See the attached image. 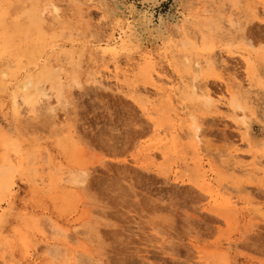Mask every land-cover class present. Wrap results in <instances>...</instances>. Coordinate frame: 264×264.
<instances>
[{
    "label": "rangeland",
    "instance_id": "rangeland-1",
    "mask_svg": "<svg viewBox=\"0 0 264 264\" xmlns=\"http://www.w3.org/2000/svg\"><path fill=\"white\" fill-rule=\"evenodd\" d=\"M104 1L0 0V68L10 66L0 79V167L15 168L0 207V264H66L46 253L55 244L67 264L79 253L93 264H264V0ZM45 7L29 26L28 13ZM121 28L132 43L103 54ZM186 58L206 68L199 83L219 108L183 97ZM44 64L55 75L20 94L17 83ZM233 96L243 97L247 128ZM76 170L81 185L69 181Z\"/></svg>",
    "mask_w": 264,
    "mask_h": 264
},
{
    "label": "bare ground",
    "instance_id": "bare-ground-1",
    "mask_svg": "<svg viewBox=\"0 0 264 264\" xmlns=\"http://www.w3.org/2000/svg\"><path fill=\"white\" fill-rule=\"evenodd\" d=\"M67 1V0H66ZM108 1V0H107ZM111 1V0H110ZM146 1H148V0H146ZM193 1H195V0H193ZM206 1V0H205ZM21 2V1H20ZM43 2V1H42ZM47 2V1H46ZM92 2V1H91ZM104 2H106V0L104 1ZM115 3V2H114ZM44 5H46V4H44ZM43 5V6H44ZM48 5L50 6L49 8H51V11L52 12H54L55 13V15H56V18L57 17H59L60 15H59V10H60V7L59 6H57L54 2H52V1H49L48 2ZM102 5V4H101ZM5 6V5H4ZM40 6V5H39ZM96 6V5H95ZM99 6V5H98ZM106 6V5H105ZM126 6V5H125ZM124 6V7H125ZM11 8V7H10ZM33 8H34V6H33ZM41 8V7H40ZM123 9V8H122ZM127 9V8H126ZM46 10V7L45 8H42V9H38V8H36V10H34V11H30V10H28V11H30L29 13H28V22H29V26H38L39 27V25H40V22L42 21V18H43V15H44V11ZM50 10V9H49ZM251 10V9H250ZM103 11V10H102ZM27 12V11H26ZM25 12V13H26ZM107 12V11H106ZM254 12V11H253ZM47 13V12H46ZM116 14V13H115ZM10 15V14H9ZM24 15V14H23ZM54 15V16H55ZM119 15V14H118ZM13 18H15V17H13ZM60 18V17H59ZM129 18V17H128ZM50 19H51V17H50ZM54 19V18H53ZM139 19V18H138ZM1 20H2V14H0V22H1ZM15 20H17V19H15ZM56 20V19H55ZM108 20V19H107ZM140 20V19H139ZM21 21V20H20ZM118 21V20H117ZM56 22V21H55ZM164 22V21H163ZM184 22V21H183ZM186 22V21H185ZM185 22H184V26H185ZM18 23V22H17ZM48 23V22H47ZM115 23V22H114ZM124 23V22H123ZM171 23V22H170ZM107 24V23H106ZM125 24V23H124ZM143 24V23H142ZM164 24V23H163ZM169 23L167 22V25H168ZM178 24V23H177ZM211 24V23H210ZM110 25V24H109ZM158 25V24H157ZM171 25V24H170ZM174 25V24H173ZM181 25V24H180ZM117 26V25H116ZM142 26V25H141ZM163 26V25H162ZM169 26V25H168ZM43 27V26H42ZM172 27V26H171ZM176 27V26H175ZM175 27H173V28H175ZM180 27V26H179ZM178 27V28H179ZM187 27V26H186ZM123 28V27H122ZM121 28V29H122ZM170 28V27H169ZM172 28V29H173ZM177 28V27H176ZM175 28V29H176ZM146 29V28H145ZM144 29V30H145ZM168 29V28H167ZM21 30V29H20ZM35 30V29H34ZM33 29H32V31H34ZM40 30V29H39ZM118 30V29H117ZM170 29H168V31H169ZM180 30V29H179ZM18 31V30H17ZM31 31V32H32ZM122 32V34L123 35H121V37H120V41L119 42H117V43H113V44H107V46L108 47H106V48H102V50H101V52L103 53V54H106V53H108V54H113V55H116L120 50H123V49H125V48H127V46L128 45H130L131 43H132V39L130 38V35L129 34H127V31L126 30H124V29H122L121 30ZM29 32V31H28ZM35 32V31H34ZM135 32V31H134ZM148 32V31H147ZM174 32H175V30H174ZM184 32H187V29L186 28H184ZM37 33V32H36ZM97 33V32H96ZM136 33V32H135ZM143 33V32H142ZM169 33H171V30H170V32ZM173 33V32H172ZM171 33V34H172ZM6 33L4 32V35H5ZM16 34V33H15ZM18 34V33H17ZM30 34V33H29ZM33 34V33H32ZM99 34V33H98ZM116 34V33H115ZM139 34V33H138ZM14 35V34H13ZM43 35V34H42ZM150 35V34H149ZM161 35V34H160ZM174 35H176V34H174ZM184 35V34H183ZM9 36V35H8ZM18 36V35H17ZM46 36H48V35H46ZM138 36V35H137ZM156 36V35H155ZM186 36V35H185ZM32 37V36H31ZM30 37V38H31ZM37 37V36H36ZM117 37V36H116ZM175 37V36H174ZM177 37H179L178 35H177ZM182 36H180V38H181ZM209 37V36H208ZM35 38V37H34ZM186 38V37H185ZM210 38V37H209ZM25 39V38H24ZM28 39H29V37H28ZM27 39V40H28ZM40 39V38H39ZM45 39V38H44ZM98 39V38H97ZM102 39V38H101ZM140 39V38H139ZM150 39V38H149ZM31 41L33 40V38L32 39H30ZM100 40V39H99ZM112 40V39H111ZM141 40V39H140ZM182 40V39H181ZM210 40V39H209ZM17 41V40H16ZM22 41V40H21ZM24 41V40H23ZM25 41H26V39H25ZM25 41L23 42V43H25ZM35 41H36V39H35ZM43 41H45V40H43ZM43 41H40V42H43ZM101 41V40H100ZM110 41V40H109ZM108 41V42H109ZM153 41V40H152ZM158 41V40H157ZM202 41V40H201ZM207 41H208V38H206V37H204L203 36V47H205V46H207ZM15 42V41H14ZM96 42V41H95ZM94 42V43H95ZM134 42V41H133ZM173 42V41H172ZM178 42V41H177ZM183 42V43H182ZM181 43L183 44V47L184 46H186V48H187V46H188V44H191L192 46H194V45H196V44H194L195 42H190V41H188V40H186V39H183V41H182ZM23 43H22V45H23ZM48 43V42H47ZM94 43H92V44H94ZM176 43V42H175ZM180 42H178V44H179ZM101 44H102V42H101ZM171 44H173V43H171ZM177 44V43H176ZM178 44H177V46H178ZM174 45V44H173ZM24 46V45H23ZM47 46V45H46ZM103 46V45H102ZM102 46H100V47H102ZM180 46H181V44H180ZM191 46V47H192ZM197 46V45H196ZM19 47V46H18ZM99 47V48H100ZM176 46L174 45L173 46V52L175 53V54H179L178 52L179 51H181L182 49H181V47H179V48H175ZM24 48V47H23ZM175 48V49H174ZM22 49V48H21ZM93 49V48H92ZM179 49H181V50H179ZM44 50V49H43ZM186 50V49H185ZM126 51V50H125ZM193 51H194V49H193ZM44 52H45V50H44ZM93 52H94V54H95V52L96 51H94L93 50ZM98 52V51H97ZM184 53V52H183ZM186 53V52H185ZM44 54V53H43ZM214 54V53H213ZM107 55V54H106ZM177 55H175V56H177ZM216 56H217V54H215ZM241 56H242V53L240 54ZM3 56V55H2ZM43 56V55H42ZM215 56V57H216ZM102 57V56H101ZM105 57V56H104ZM103 57V58H104ZM179 57V56H178ZM177 57V58H178ZM215 57H213V58H215ZM36 58V57H35ZM42 58V57H41ZM197 58V57H196ZM246 58H247V61L248 60H250L251 59V54L249 53L248 54V56H246ZM260 58H262V56L260 55V57H259V59ZM179 59V58H178ZM180 60V59H179ZM199 60V59H198ZM197 59L196 60H193V61H191L190 59H188V58H186V60L183 62V68L185 69L184 71L185 72H190V74L191 75H189L190 76V81H189V83H186V80H184L183 78V80L181 79V85L183 86V88H184V91H182V93H183V97L184 98H189V97H193V98H202V103H203V105H205L206 107H211V108H216V107H218L217 106V103H220L221 104V102H222V100H221V98L220 99H215L214 98V96L211 94V92L206 88V87H203L200 83H199V81H200V77L202 76V75H204V69H206V68H204L203 69V67H202V65H201V62H200V60L198 61ZM213 60V59H212ZM215 61V60H214ZM214 61H208L207 63H208V65L209 66H211V65H214ZM246 61V60H245ZM32 62V61H31ZM178 62V61H177ZM219 63V62H218ZM249 64V63H248ZM11 65V64H10ZM2 66V65H1ZM217 66V65H216ZM8 67V66H7ZM7 67H2V69H7ZM10 67V66H9ZM8 67V68H9ZM50 67V66H49ZM1 69V68H0ZM0 70V79L1 80H3L4 82L5 81H7V78H8V73H7V71H6V69L5 70ZM52 69V66H51V68H48V65L47 64H44V66H43V69L41 70V72L39 73V74H37V75H27V76H25L21 81H19L18 83H17V85H16V90L18 91V92H20V94L22 93L23 94V96H26V95H29L30 93H31V91H42V89H43V81L44 80H47V78H49L50 77V75H51V73H53V69ZM255 69V68H254ZM9 70V69H8ZM59 70V69H58ZM180 70V69H179ZM125 72V71H124ZM254 72V71H253ZM56 73V72H55ZM116 73V72H115ZM258 73V72H257ZM54 74V73H53ZM57 74L58 73H56V76H57ZM55 75V74H54ZM53 75V76H54ZM126 75V74H125ZM159 75V74H158ZM127 76V75H126ZM261 76V75H260ZM162 77V76H161ZM181 77V76H180ZM183 77V76H182ZM252 78H253V76H251ZM54 78V77H53ZM118 79V77H117V74L116 75H114V79ZM128 78H129V76H128ZM250 78V77H249ZM159 79V78H158ZM166 79V78H165ZM171 79V78H170ZM180 79V78H179ZM234 79V78H233ZM151 80V79H150ZM161 80V79H160ZM164 80V79H163ZM162 80V81H163ZM235 80V79H234ZM233 80V81H234ZM251 80V78L249 79V81ZM167 81V80H166ZM228 81V80H227ZM231 81V80H230ZM47 82V81H46ZM128 82V81H127ZM165 82V81H164ZM169 82V81H168ZM171 82V81H170ZM180 82V81H179ZM238 82V81H237ZM252 82V81H251ZM45 83V82H44ZM117 83V82H116ZM260 83H262V82H260ZM237 84V83H236ZM240 84V83H239ZM252 84V83H251ZM251 84H249V85H251ZM264 83H262V85H263ZM46 85V84H45ZM130 86H131V84H130ZM129 86V87H130ZM152 86H154V85H152ZM241 86V85H240ZM4 87H5V85L4 84H2L1 85V89H4ZM180 88V87H179ZM182 87H181V89H183ZM154 89V88H153ZM160 90V89H159ZM158 91V90H157ZM162 91V90H161ZM17 92V93H18ZM16 93V94H17ZM41 93V92H40ZM158 93H160L159 91H158ZM43 95H45V96H47V98L50 96H48V94L47 93H45V92H43ZM18 96H20V95H18ZM18 96H14V97H18ZM22 96V95H21ZM169 97V96H168ZM180 97V96H179ZM23 98V97H22ZM26 99H27V97H25ZM25 98H24V100H25ZM183 98V99H184ZM245 98V97H244ZM39 99V98H38ZM140 99H142V98H140ZM241 99H243V97H241L240 98V101H239V97H237V96H233V97H231L230 98V100H229V102H228V106L229 107H232L233 109H235V110H237L238 111V113L237 114H239L238 115V119H239V122L242 124V125H246L247 124V121H246V113H245V107H244V105L241 103ZM16 100V99H15ZM14 100V101H15ZM37 100V99H36ZM200 100V99H199ZM247 99H245V101H246ZM38 101V100H37ZM36 101V102H37ZM201 101V100H200ZM243 101V100H242ZM248 102V100L245 102V103H247ZM14 103V102H13ZM15 103H17V102H15ZM24 103V102H23ZM26 105H28V104H26ZM247 105V104H246ZM248 106V105H247ZM219 108V107H218ZM221 108V107H220ZM17 109V108H16ZM211 110V109H210ZM192 117H194L193 115H191ZM20 118V117H19ZM194 119V118H193ZM57 121V120H56ZM197 121V120H196ZM2 124V123H1ZM247 126V125H246ZM245 126V127H246ZM5 127V126H4ZM238 127V126H237ZM243 127V126H242ZM241 127V128H242ZM245 127H243V128H245ZM248 127V126H247ZM246 127V128H247ZM190 130H191V133H189L188 134V137H190V140H192L193 142L194 141H196V142H200L201 141V138H200V136H199V134H198V131H199V128H198V126H196V125H194V124H192L191 126H190ZM187 136V135H186ZM184 138V137H183ZM19 143V142H18ZM206 150V149H205ZM208 150V149H207ZM22 151V150H21ZM8 153V152H7ZM13 154H14V152H13ZM208 155V154H207ZM25 156V155H24ZM18 157V156H17ZM230 157H231V155H230ZM229 157V158H230ZM30 157L28 156L26 159H29ZM232 158V157H231ZM6 159V158H5ZM17 159V158H16ZM25 159V160H26ZM32 159V158H31ZM13 160V159H12ZM30 160V159H29ZM28 160V161H29ZM1 161H3V160H1ZM8 161V160H7ZM6 161V162H7ZM20 161V160H19ZM32 161V160H31ZM259 161V160H258ZM5 162V164H3L1 167H0V207L2 206V201H4L5 200V197H6V193H8L11 189H12V187H13V184H14V180H13V177H14V173H15V168L12 166V164H10V162H8V163H6ZM17 162V161H16ZM26 162V161H25ZM259 162H261V161H259ZM27 163V162H26ZM29 163V162H28ZM220 163V162H219ZM232 163V162H231ZM230 163V164H231ZM255 163V162H254ZM258 163V162H257ZM14 164H15V162H14ZM26 165V164H25ZM29 165H30V163H29ZM247 166V168H245V170H249V171H253V170H257V168H256V166H254V164L252 163V164H248V165H246ZM16 167V166H15ZM243 167V166H242ZM28 168V167H27ZM228 168V167H227ZM25 170V169H24ZM33 170V169H32ZM32 170H31V172H32ZM34 171V170H33ZM23 173V172H22ZM59 174V173H58ZM16 175V174H15ZM85 174H84V172H81V171H77L76 170V172L75 173H73V175L70 177V180L69 181H71L72 183H74V184H82L83 183V181H84V178H85V176H84ZM79 186V185H78ZM227 194V193H226ZM229 195V194H228ZM209 197H211V199L213 200V201H216V200H218V197H219V195H218V193H215V192H211V191H209ZM233 198V196H228V197H225V200H224V207H227V205L228 204H230V202H232L231 201V199ZM238 199V198H237ZM239 207V206H238ZM5 221H6V217L4 216V215H2L1 217H0V230H1V228L3 227V224L5 223ZM53 228L51 229V230H53V232L52 231H50V232H52V233H56V239H60L61 237L60 236H62V238H63V240L64 241H66L67 240V238H68V235H67V231L65 230V229H62V228H59V227H57V226H52ZM1 235V234H0ZM1 237V239H2V236H0ZM8 239V238H7ZM69 239L70 238H68V241H69ZM5 243V242H4ZM55 244V243H54ZM3 245V244H2ZM5 245V244H4ZM59 244H55V245H53V246H51L49 249L47 248V254L50 256V258L52 259L53 257H62V260L64 259V263H68V260H70L69 258V256L67 255V253L65 252V253H62V254H59V252L56 250V247L58 246ZM1 247H3V246H1ZM1 247H0V249H1ZM81 255V256H80ZM82 255L83 254H80L79 253V255H77L78 257H76V255H74V257L75 258H73V259H75L74 260V262H75V264H93V263H91L90 261L88 262V261H86V258H85V256L84 257H82ZM85 258V259H84ZM89 260V259H88ZM6 261V260H5ZM86 261V262H85ZM97 263V262H96ZM95 264V263H94Z\"/></svg>",
    "mask_w": 264,
    "mask_h": 264
}]
</instances>
